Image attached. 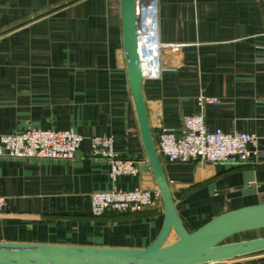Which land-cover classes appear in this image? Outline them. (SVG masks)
Returning <instances> with one entry per match:
<instances>
[{"label":"crops","instance_id":"0c3cea01","mask_svg":"<svg viewBox=\"0 0 264 264\" xmlns=\"http://www.w3.org/2000/svg\"><path fill=\"white\" fill-rule=\"evenodd\" d=\"M157 24L162 70L141 83L153 142L202 112L208 130L254 133L264 149V0H157ZM199 95L218 103L201 107ZM27 125L71 128L81 140L71 159L0 156V241L139 248L156 236L160 196L135 212L90 208L93 191L157 189L128 89L119 0H0V133ZM92 135H111L137 172L110 179L108 163L90 156ZM158 157L186 230L264 202V160ZM214 264H264V250Z\"/></svg>","mask_w":264,"mask_h":264},{"label":"water","instance_id":"95a60500","mask_svg":"<svg viewBox=\"0 0 264 264\" xmlns=\"http://www.w3.org/2000/svg\"><path fill=\"white\" fill-rule=\"evenodd\" d=\"M119 2L128 89L142 146L163 206L160 229L148 244L139 248L0 241V264H194L264 250V236L226 241L236 233L264 228V202L226 210L193 230H186L180 222L155 150L141 93L143 79L135 34L136 0ZM171 233L176 239L167 243Z\"/></svg>","mask_w":264,"mask_h":264},{"label":"built area","instance_id":"2783aa9c","mask_svg":"<svg viewBox=\"0 0 264 264\" xmlns=\"http://www.w3.org/2000/svg\"><path fill=\"white\" fill-rule=\"evenodd\" d=\"M136 49L142 79H157L160 63V42L157 33V0H136ZM197 103H218L215 97L199 95ZM81 137L71 128L53 129L25 126L17 132L0 133V156L9 158L71 159ZM111 135L89 137L90 156L108 163L110 179L118 174H135V160L117 154L112 148ZM158 156L168 162H186L197 159L202 162L228 165L253 161L261 165L264 149L258 147L254 133L223 131L220 128L208 130L202 112L181 118V130L175 133L170 128H161L154 143ZM158 190L136 187L129 190L111 188L89 194L93 214L103 211L135 212L148 206L152 197H158ZM0 196V211L4 207ZM217 261L209 262L214 264Z\"/></svg>","mask_w":264,"mask_h":264},{"label":"rangeland","instance_id":"374dc122","mask_svg":"<svg viewBox=\"0 0 264 264\" xmlns=\"http://www.w3.org/2000/svg\"><path fill=\"white\" fill-rule=\"evenodd\" d=\"M252 235H260V236H262V235H264V230H259V231H256V232H253L252 233ZM238 237H233V238H231V239H237ZM166 242L168 243L169 242V238L166 240Z\"/></svg>","mask_w":264,"mask_h":264},{"label":"trees","instance_id":"16d2710c","mask_svg":"<svg viewBox=\"0 0 264 264\" xmlns=\"http://www.w3.org/2000/svg\"><path fill=\"white\" fill-rule=\"evenodd\" d=\"M256 230H264V228H260V229H256ZM253 231H255V230H248V231H243V232H253ZM239 233H242V232H239ZM239 233H236V234L230 236L229 238L226 239V241H234V240L231 239V238L235 237V236H236L237 234H239ZM262 236H264V235H262ZM252 238H253V237H252Z\"/></svg>","mask_w":264,"mask_h":264}]
</instances>
